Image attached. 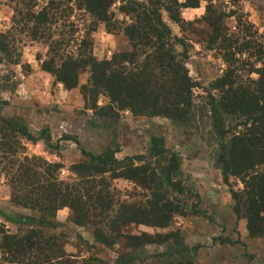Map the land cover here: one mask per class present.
I'll return each mask as SVG.
<instances>
[{
	"label": "trees",
	"instance_id": "16d2710c",
	"mask_svg": "<svg viewBox=\"0 0 264 264\" xmlns=\"http://www.w3.org/2000/svg\"><path fill=\"white\" fill-rule=\"evenodd\" d=\"M64 1L52 0L36 12L32 0H14V26L19 32H29L33 41L49 44L43 71L68 91L79 88L80 75L88 72L81 94L89 110L109 121L106 126L119 120L121 112H129L134 117H162L205 136L213 143L214 164L230 187L233 213L246 221L251 238H264V38H257L254 25L240 18V35H230L217 18L214 0H69L96 23L104 24L109 33L123 32L129 40L126 54L99 61L87 36L76 54L64 49L75 43L73 35L55 36L53 27L60 21ZM117 1L123 21L111 12ZM202 2L208 3L205 17L213 29L208 43L211 49L217 47L226 70L197 99L198 85L187 68L186 41L173 35L163 14L181 27L188 23L182 11L200 8ZM8 35L0 33V64L18 65ZM253 61L261 66L254 70L257 79L248 70ZM101 96L109 100L105 107L99 106ZM6 105L0 97V179L7 180L12 202L31 215L9 219L19 227L17 234L0 226V264H78L65 252L61 240L49 234L57 228V213L64 209L70 210L73 224L93 228L97 242L107 247L123 244L117 264L142 263L145 247L153 245L167 248L157 256L164 264L194 263L198 250L186 246L179 232L124 234L131 225L166 229L173 217L187 213L188 206L176 198L191 193L180 180L181 158L161 138L152 137L145 154L121 160L116 157L120 150L111 146L99 153L82 150L84 161L72 166V177L62 180L57 164L28 156L23 144L44 142L55 149L49 129L34 135L28 125L3 116ZM117 180L146 192V204L118 201L113 187ZM231 180L240 182L242 189L232 188ZM194 209L191 206L194 215H202ZM218 242L245 247L240 240L219 238Z\"/></svg>",
	"mask_w": 264,
	"mask_h": 264
},
{
	"label": "rangeland",
	"instance_id": "374dc122",
	"mask_svg": "<svg viewBox=\"0 0 264 264\" xmlns=\"http://www.w3.org/2000/svg\"><path fill=\"white\" fill-rule=\"evenodd\" d=\"M32 1L38 12L52 0ZM179 1L183 3L186 0ZM213 2L218 20L222 21L230 35H240L237 27L238 19L241 18L254 25L259 32L258 39L260 36L264 38V0ZM15 3L14 0H0V33L9 34L10 43L16 51L13 61L17 58L20 61L18 65L8 62L0 64V97L7 102L3 116L28 125L31 133L36 136L48 128L52 144L56 146L52 149L44 142L33 144L24 141L27 155L57 164L61 168V179L68 180L72 177V166L84 161L82 150L99 153L111 146L120 150L116 157L121 160L145 154L151 138H161L166 148L181 158L180 180L191 193L176 198L188 206L187 213L173 217L166 229L131 225L124 230V234L154 236L179 232L186 246L198 250L193 264H264V238H251L246 221L238 220L233 213L230 187L224 184L222 174L213 161V143L206 141L201 133L176 127L162 117H134L129 112H121L119 120L106 126L105 123L109 121L100 119L94 111L89 110L81 94V86L87 84L89 79L88 72L80 75L79 88L68 91L51 74L43 71L42 63L49 57V44L33 41L29 32H19L20 28L14 26ZM119 6L117 1L111 12L116 20L123 21ZM201 6V14L182 11V18L188 23L181 27L172 23L166 13L163 14L173 35L186 41L189 54L187 68L190 77L198 85L194 91L197 99L226 70L217 47L211 49L208 43V37L213 33L205 17L208 3L202 2ZM59 18L58 24L53 27L55 36L61 34L70 38L73 35L75 41L64 48L68 53L76 54L86 36L99 61L109 60L114 55H124L130 49L125 33H109L104 24L96 23L89 13L78 10L69 0L64 1V7L60 8ZM177 51L182 52V48L177 47ZM260 67L259 63L253 61L248 70L257 72ZM255 71L253 79L258 78ZM108 102L105 96H101L99 106L105 107ZM230 186L235 190L243 187L235 180H231ZM113 187L117 200L122 203L143 205L147 202L148 194L131 182L117 180ZM191 206H195L194 210L202 215H194L190 211ZM27 215H31V211L12 202L9 185L2 177L0 226H5L11 234H17L20 232L19 227L9 219ZM54 223L57 228L49 234L61 240L65 252L73 256L78 264H117L123 244L107 247L97 242L94 229L73 224L68 209L59 211ZM219 238H229L232 242L240 240L245 247L222 246L218 242ZM166 250L165 246H147L144 249V260L138 264H164V259L157 256Z\"/></svg>",
	"mask_w": 264,
	"mask_h": 264
},
{
	"label": "crops",
	"instance_id": "0c3cea01",
	"mask_svg": "<svg viewBox=\"0 0 264 264\" xmlns=\"http://www.w3.org/2000/svg\"><path fill=\"white\" fill-rule=\"evenodd\" d=\"M184 12H186V13H194V12H197V13H202V11H203V7L202 6H200V8H197V9H185V10H183Z\"/></svg>",
	"mask_w": 264,
	"mask_h": 264
}]
</instances>
